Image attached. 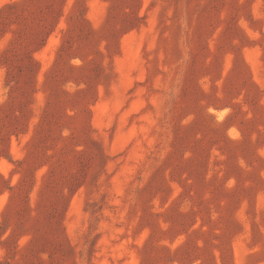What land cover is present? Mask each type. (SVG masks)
<instances>
[{
	"label": "rangeland",
	"instance_id": "1",
	"mask_svg": "<svg viewBox=\"0 0 264 264\" xmlns=\"http://www.w3.org/2000/svg\"><path fill=\"white\" fill-rule=\"evenodd\" d=\"M0 264H264V0H0Z\"/></svg>",
	"mask_w": 264,
	"mask_h": 264
}]
</instances>
